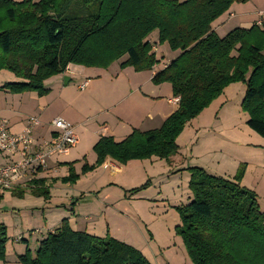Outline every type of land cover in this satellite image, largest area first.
<instances>
[{"label":"trees","instance_id":"trees-1","mask_svg":"<svg viewBox=\"0 0 264 264\" xmlns=\"http://www.w3.org/2000/svg\"><path fill=\"white\" fill-rule=\"evenodd\" d=\"M247 0H0V70L20 81L2 86L14 94L36 90L46 95L44 81L65 73L70 64L151 70L159 63L148 39L158 30L159 44L168 43L178 56L157 72L155 84L170 82L178 108L154 129H135L125 139L102 136L94 145L96 161L82 173L111 158L119 164L178 151L177 137L224 89L246 84L243 110L248 126L264 137V25L237 27L224 37L212 24L234 3ZM64 183L80 178L69 164ZM191 170L193 200L178 207L176 227L194 264H264V212L257 194L242 186L244 166L234 180L200 167ZM44 178L33 179L32 192L50 197ZM143 185L141 188H144ZM140 189V188H139ZM16 193V190L14 191ZM23 191H18L22 195ZM0 223V234H6ZM6 237L0 260L6 262ZM20 264H151L127 243L75 230L68 218L18 257Z\"/></svg>","mask_w":264,"mask_h":264},{"label":"rangeland","instance_id":"rangeland-1","mask_svg":"<svg viewBox=\"0 0 264 264\" xmlns=\"http://www.w3.org/2000/svg\"><path fill=\"white\" fill-rule=\"evenodd\" d=\"M250 1L260 9L258 12L264 10V0ZM254 17L257 24V15H252L248 22L254 21ZM253 25L245 23L239 27L250 28ZM233 29L229 28L225 34H217L224 37ZM148 38L155 44L159 62L168 58L172 61L177 57V52L171 50L168 43L159 44L158 30ZM125 59L117 60L106 69L73 65L71 70L76 71L77 75L61 73L49 77L44 81L49 92L43 96L36 90L23 92V103L17 102L15 95H12L14 93L2 88L6 83L20 79L9 70H0V105L5 103L4 99L14 98L15 107L22 109V112L14 109L16 114L9 113L12 117L18 115L24 119L27 115V119L28 116H37L42 125H51L58 116L66 117L63 110H76L77 113L85 110L93 115L98 111L99 104L107 102L104 90L109 99H117L133 89V80L130 83L125 76L118 78L117 68ZM65 76L71 78L67 84ZM87 80L90 84L93 81L97 83L95 91H92V87L81 89L80 86ZM114 83L121 85L115 92L110 89ZM165 83L172 92L171 83L161 84ZM246 89L242 81L228 85L219 97L186 124L176 139L178 151L169 159L154 156L131 160L124 164L126 167L122 173H113L103 164L82 173L81 166L87 159L81 156L85 162L75 169L80 173V178L74 183L62 182L61 177L69 174L68 165L63 164L56 173L58 178L47 185L50 197L34 194L31 191L35 188L34 184L11 190L0 188V219H3L7 230L5 235L0 234V239L6 237L7 259L12 264L19 262V255L25 253L27 248L34 254L45 237L36 231L43 228L44 218L48 219L47 225L52 229L60 223L59 219L66 216L75 218L83 228L87 225L89 233L95 236L115 237L127 243L151 264H194L176 231L181 224L178 207L193 200L191 168L200 167L212 175L234 180L244 166L240 184L257 194L260 209L264 212V137L247 124L249 114L242 107ZM143 91L147 90L143 88ZM103 98L105 100L99 103ZM28 111L30 114H27ZM8 121L10 124L13 122ZM143 185L145 187L141 188ZM18 190H22L23 194L18 195ZM6 262L0 260V264Z\"/></svg>","mask_w":264,"mask_h":264},{"label":"crops","instance_id":"crops-1","mask_svg":"<svg viewBox=\"0 0 264 264\" xmlns=\"http://www.w3.org/2000/svg\"><path fill=\"white\" fill-rule=\"evenodd\" d=\"M263 4L261 6H263ZM259 10L260 9H258L257 5L254 6L250 0L247 3H234L225 14H223L221 17H219L216 21L213 22L212 27L216 31V33L221 32V34H225V32L229 28H237L245 23L255 24L257 20V18L255 17L254 21H248L250 20L249 18L252 15L259 16ZM229 18H231V20ZM178 54L179 52L175 53V55L177 56ZM170 62L171 59L168 58L163 62H159L153 67V69L143 72H137L131 66L125 68H121L119 66L120 68H117L118 78H120V76H125L126 78H128V82L131 83L132 80L134 81L133 89L127 92L124 97H119L117 99H109L110 97L107 96V93L104 90L103 93L106 96L107 102L101 103L105 100V98L100 100L99 103L101 104H99L98 106V111L93 115H89L85 110L81 112L78 111V113L76 112V110H67V112L63 110V112L66 113L64 114L66 117L62 118L69 120L76 126L77 133L79 136V142L75 147H73L69 151L68 154H65L60 157H51L49 159L50 161L48 162V167L45 170L40 171L34 179L44 178L46 180L45 185H48L50 182L55 181L56 178H58L56 173L63 164H67V168H69V164L73 163L74 168L77 169L78 164H81L84 161V159H81V156H84L87 159V162H90V164L92 162L94 163L96 161V155L93 151V147L102 136H112L115 140L121 141L125 139L130 133H132V131H134L135 129L146 131L160 127L161 124H163L164 120L178 108V103L173 101V98L175 96L173 94V91L171 92V90H169V86L167 85V83L157 85L153 82L152 78L157 72L162 70ZM73 65L75 64H70L64 74L77 75L76 71L71 70V66ZM91 69L96 70V68ZM66 77L69 78V82L71 78L69 76H65V78ZM85 82H87L86 88L92 87V91H95V89L97 88L96 82L93 81L91 82V84L88 80ZM120 88V83H114L110 86V89H112L113 92L119 90ZM143 88H145L147 91H143ZM163 88L164 90H161ZM104 94H102V96H104ZM12 95H15L14 98L18 100L17 102L23 103L24 98L21 97L23 96L22 93ZM14 98H12L11 100L4 99L5 103L0 105V116L5 119L8 118L7 120H13V122L11 123L12 125L9 123L10 121H8V123L10 124V130L13 133H19L26 126L27 119L32 116H28L27 119V115L24 117V119L19 118L18 115L15 118L12 117L9 113L12 112L16 114V111L14 109H17L15 107L16 101H13L15 100ZM159 98H162V100H159ZM17 110H19V112H22L20 111L22 109ZM27 114H30L29 111ZM54 130L55 129L50 124L44 123L42 125V122L40 120V124L35 127V137L39 143H42L44 141L50 140L53 137ZM103 166L107 170L111 168L114 171L113 173H122L124 168L126 167L125 165L119 164L111 158H107ZM32 180H28L26 182L23 181L18 186L24 187L32 185ZM2 196H4V194ZM65 217L61 218L64 219ZM67 218L71 226L75 230L89 232V229H87V225H85V228H83L82 224L78 223L75 218ZM62 219H59V222H61ZM85 219L88 220L89 218L85 217ZM44 220L45 221L42 222L41 225L43 226V228L37 229L36 231L42 233L43 237H46V235L49 232L53 231L56 227H58L60 223L55 228L51 229L50 226L47 225L48 219L44 218ZM1 222L3 223V219H0V223ZM18 263L19 262H15V264ZM5 264H12V261L7 259V262Z\"/></svg>","mask_w":264,"mask_h":264},{"label":"built area","instance_id":"built-area-1","mask_svg":"<svg viewBox=\"0 0 264 264\" xmlns=\"http://www.w3.org/2000/svg\"><path fill=\"white\" fill-rule=\"evenodd\" d=\"M258 25H264V10L258 13ZM156 47L154 46V49ZM87 82L81 89L86 88ZM173 101L178 103L179 98ZM40 124L36 116L27 121L24 129L19 133L10 130L8 120L0 116V188L11 190L21 182L30 181L40 171L48 167V159L68 154L79 142L76 126L62 117H56L51 125L55 129L50 140L39 143L35 137V127ZM3 163V164H2Z\"/></svg>","mask_w":264,"mask_h":264},{"label":"water","instance_id":"water-1","mask_svg":"<svg viewBox=\"0 0 264 264\" xmlns=\"http://www.w3.org/2000/svg\"><path fill=\"white\" fill-rule=\"evenodd\" d=\"M68 79H69L68 77H66V78H65V80H66V83L68 82Z\"/></svg>","mask_w":264,"mask_h":264}]
</instances>
